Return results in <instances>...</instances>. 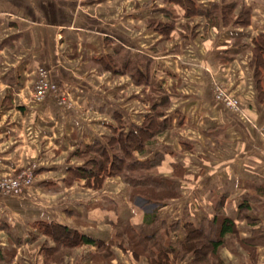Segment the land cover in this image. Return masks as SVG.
I'll return each instance as SVG.
<instances>
[{"label":"crops","instance_id":"crops-1","mask_svg":"<svg viewBox=\"0 0 264 264\" xmlns=\"http://www.w3.org/2000/svg\"><path fill=\"white\" fill-rule=\"evenodd\" d=\"M191 1L202 14H187L174 0H0V177L35 167L33 195L0 193V264H150L115 245L107 262L97 246L84 244L59 246L61 256L45 261L43 245H57L40 224L107 242L112 223L128 222L148 236L177 221L167 237L179 242L181 225L211 216L223 194L237 236L223 249L225 264H264V68L258 94L253 54L255 39L264 36V0ZM231 2L237 5L225 23L223 9ZM243 10L247 17L237 21ZM203 12L216 23L207 25ZM158 24L172 25L167 37ZM117 46L144 72L146 84L105 70ZM144 60L150 62L145 68ZM39 68L58 85L42 101L32 96ZM154 84L169 97L163 118L170 128L136 156H158L156 172L172 179L177 197L151 211L117 177L96 189L83 181L67 184L68 169L81 163L74 149L103 140L113 128L141 124ZM214 84L239 96L241 111L217 102ZM251 184L263 190L247 213L256 223L238 218ZM255 238L252 256L240 241Z\"/></svg>","mask_w":264,"mask_h":264},{"label":"trees","instance_id":"trees-1","mask_svg":"<svg viewBox=\"0 0 264 264\" xmlns=\"http://www.w3.org/2000/svg\"><path fill=\"white\" fill-rule=\"evenodd\" d=\"M174 1L182 5L185 4L187 14L201 13L191 8V0ZM236 5L235 2H231L223 9L225 23L230 22L233 18V9ZM203 14L208 20L207 25L216 23V16H212L213 14L208 12H203ZM247 14L246 10L241 11L237 21L242 17L246 18ZM156 30L167 37L172 30V25L158 24ZM253 54L254 81L257 89L259 88V94L261 75L259 70L264 68V62H262L263 35L255 39ZM126 55L121 46H117L115 58L107 60L103 67L113 74H127L134 82L146 84V78L143 77L144 72L137 70L134 61L127 59ZM147 62L149 61H143V68L149 65ZM148 96L152 101L151 107L141 124L113 128L112 135L103 140L95 139L82 148L74 149L73 156L81 163L68 169L65 177L67 184L83 181L85 186L96 189L101 186L106 177H117L126 185L129 197L139 200V204L143 206L150 202L164 205L167 200L177 197V187L172 179L165 178L156 172L160 158L156 156L152 160H140L136 156V153L142 154L147 147H151L155 138L168 132L170 128L169 120L163 118L170 103L169 97L161 90L159 84L151 86ZM262 191L258 184L249 186L247 193L240 198L239 219H249L247 213L251 206L258 202ZM225 198L226 194L221 195L213 204L212 215L203 217L197 226L192 223H183L181 228L184 230L185 236L179 242H172L167 237L169 231L173 232L179 228L177 221L171 222L168 229L165 227L163 232H156L148 236L136 234L128 222L112 223L111 237L107 242L80 234L63 225L41 223L43 232L53 238L57 245L54 248L43 245L45 261L52 257L58 259L61 256L57 253L59 246L68 250L84 244L97 246L98 255H101L102 259L107 262L113 258L111 247L115 245L122 248L123 251L130 252L134 258L144 257L150 264H170L171 259L178 262L186 260L188 264H225L222 256L223 249L227 246L229 238H237L235 222L223 210ZM152 211H156V209ZM253 223L256 222L253 221ZM257 241L258 238L249 240L248 243L240 241V245H243L247 252L254 256Z\"/></svg>","mask_w":264,"mask_h":264},{"label":"built area","instance_id":"built-area-1","mask_svg":"<svg viewBox=\"0 0 264 264\" xmlns=\"http://www.w3.org/2000/svg\"><path fill=\"white\" fill-rule=\"evenodd\" d=\"M57 89L58 88L56 84L51 80L49 73L46 70L39 68L37 72V78L33 85V99H35L36 101H42L47 97L48 94L56 92ZM215 91H217L216 98L218 100H221L225 106L228 107L236 105V101L230 100L229 95L225 91L220 88H216ZM32 168L34 169V166H32ZM31 183H33V176L31 173V169L29 168L27 172L23 171L17 179H2L0 181V190L6 194L18 195L21 193L22 189L25 190V188L28 187ZM144 207L142 206L144 210H147L148 208L152 211L157 209L159 205L149 204L144 205Z\"/></svg>","mask_w":264,"mask_h":264},{"label":"rangeland","instance_id":"rangeland-1","mask_svg":"<svg viewBox=\"0 0 264 264\" xmlns=\"http://www.w3.org/2000/svg\"><path fill=\"white\" fill-rule=\"evenodd\" d=\"M78 1V0H77ZM84 1V0H83ZM42 69H44V68H42ZM44 70H46L48 73H49V75H50V72L47 70V69H44ZM37 72H38V70H37ZM36 78H37V74H36ZM50 78H51V76H50ZM36 80V79H35ZM51 80L53 81V79L51 78ZM35 82V81H34ZM54 82V81H53ZM55 83V82H54ZM56 84V83H55ZM56 86H57V88H58V85L56 84ZM216 88H220V89H222L223 91H225L228 95H229V99L230 100H234V101H236V105L235 106H225L224 105V103L221 101V100H218L216 97V95H217V91H215V89ZM212 93H213V96H214V98H215V100L217 101V102H219V103H221V104H223L225 107H227L228 109H231L232 111H235V112H239V111H241V105H240V100H239V96H236V95H232L231 93H229L222 85H220V84H214L213 85V89H212ZM62 101V100H61ZM66 101V100H65ZM63 103H64V101H62ZM31 169V173H32V176H33V181H34V179H35V167H34V169L32 168V165L31 166H28V167H25V168H22L20 171H18V172H16V173H13V174H9V175H4V176H1L0 177V181L2 180V179H6V178H9V179H17L18 178V176L23 172V171H26L27 172V170L28 169ZM33 184L34 183H31L28 187H26L25 188V190L24 189H22V191H21V193L20 194H18V195H16V194H6V193H4L3 191H1L0 190V193L2 194V195H5V196H12V197H19V196H22V195H33L34 194V187H33ZM149 204H153L152 202H150V203H147V204H145V205H149ZM143 205H141V207H142ZM159 206H162L161 204H159ZM144 207V206H143ZM144 208H146V207H144ZM143 208V209H144Z\"/></svg>","mask_w":264,"mask_h":264}]
</instances>
